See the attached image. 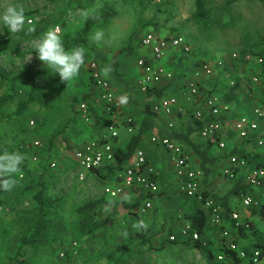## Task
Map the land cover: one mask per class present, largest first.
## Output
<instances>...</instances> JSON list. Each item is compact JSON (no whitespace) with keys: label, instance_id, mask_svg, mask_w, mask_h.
Wrapping results in <instances>:
<instances>
[{"label":"rangeland","instance_id":"rangeland-1","mask_svg":"<svg viewBox=\"0 0 264 264\" xmlns=\"http://www.w3.org/2000/svg\"><path fill=\"white\" fill-rule=\"evenodd\" d=\"M10 3L23 7L27 22L32 18L26 27H31L34 34H11L6 28L0 32V72L9 78L2 80L0 77V152H18L24 156L15 187L11 191L0 190V264L16 262V252L23 238L32 234L35 222L41 217L34 198L42 185L47 188L45 196L56 199V203L48 209L52 231L46 234L45 243L30 242L22 247L24 258L31 264L223 262L218 257L226 252L220 245L218 250H161L155 254L148 251L129 258L124 253L126 247L119 250L122 244L126 245V227L123 226L121 235L119 232L108 233V224L109 227L114 225L113 218H126L128 199L126 196L108 197L106 189L113 187L116 179L107 171L98 176L88 172L86 181L78 182L74 174L77 166L73 151L105 134L110 121L89 69L91 62L98 63L101 74L112 83L115 92L126 95V80L138 89L137 84L145 75L139 61L148 53L139 37L148 31L182 35L192 44V53L188 59L179 55L172 61L197 68L204 60L213 64L223 60L225 68L222 72L227 75L228 83L231 72L228 64L234 52L264 53V0H205L207 19L195 16V0H0V8ZM104 3L111 4L117 11L107 20L99 16ZM94 16H97L95 25L85 37V23ZM50 28L59 30L66 50L80 47L86 52L78 77L68 83L61 81L54 70H48L34 51L41 34ZM98 30L104 32V39L95 43L91 37ZM170 61L165 66L173 76L183 74ZM106 67H110L111 72L105 76L103 70ZM263 67H258V73ZM39 70L49 72L52 77L37 73ZM21 74L34 75V83L27 79H10ZM202 86L215 91L207 85ZM31 90L33 93L30 94ZM32 96L34 101L22 106ZM82 103L87 104L85 113L80 108ZM90 106L103 115L104 120L96 124L102 133L94 129L96 120ZM121 116L124 125L127 122L125 108ZM218 171V182H226L222 177L225 176L222 166ZM91 200L100 201L96 229L92 234H84L79 228L77 209ZM108 200L115 201L110 214H107ZM75 241L79 242L80 252L77 255L67 253L75 250ZM242 242L247 243L245 247L241 243L242 248L251 249L247 248L252 247L250 241L243 239ZM228 262L232 260L227 257L224 263ZM259 264H264V258Z\"/></svg>","mask_w":264,"mask_h":264},{"label":"crops","instance_id":"crops-1","mask_svg":"<svg viewBox=\"0 0 264 264\" xmlns=\"http://www.w3.org/2000/svg\"><path fill=\"white\" fill-rule=\"evenodd\" d=\"M146 52L148 53L147 50ZM191 53L186 56L187 59L190 58L188 56H190ZM148 58L150 61H153L150 54L148 55ZM173 58L174 57L168 58L165 65L171 60V65H177V68H180V71L183 74H180V76H173L171 79L160 77L159 79L154 80L149 88H154L153 90L160 93L159 96H156L152 91L147 92L149 89L147 91L142 90L139 84H137L138 89H136L131 82H128L129 80H126V95L117 91L115 92L122 100L123 110L124 108L126 109V117H131L133 119V128L131 130L129 129L127 122L126 126H121L120 136L116 140V145H118V147L125 149L128 146L129 142L138 131V126L144 117L147 106H149L154 114H156L154 117V129L143 137L139 149H142L147 153L149 160L155 167V174L160 186V193L153 198L152 209L147 213L142 214L139 212V206L142 199L141 196L138 195V192L126 189V192L122 195L123 197L126 196V199H128L126 200V218H113V227H109L108 224L109 234L119 232V235H121L123 226L126 227V245L122 244L119 250L125 249L126 247L124 253H126L129 258L142 253L144 255L148 251H154L155 254L161 250H218L219 245L222 248L223 244L225 245L228 244V242H231L230 236L228 240L223 237L222 234V231L229 228L231 229V238L233 242L236 244L238 243L240 249H244L241 247V243L244 247L247 245V243L245 244L242 242L243 239L246 242H249L248 237H253L252 235H249V232H247L248 237H245L244 234L237 233V230L235 231V229L234 231L236 233H233L232 225L229 223V220L226 221L224 218L222 225H213L209 221V225L202 235L203 239L207 242L206 246L203 245L200 249L193 246L192 243L189 244L188 242H184L188 239L180 237V230L185 225L191 224L189 216L193 214L194 209L197 208L198 203L201 202L195 198L187 197L184 194L182 181L176 175L169 160L168 153L161 146L152 143L151 137L154 135L160 137L168 136L179 144L182 141L180 142L174 135L176 132H186L189 127H197V119L192 116L194 106L191 103L185 102L181 94L182 89L187 83L196 81L201 85H207L208 88L218 92L221 97V106L223 108L220 119L222 120L220 138L225 141L227 150L225 151L219 148L216 142H213L211 145L210 153L216 158V163L211 168L209 174H205L202 171V189L208 190L212 196H223L231 189L234 183V181L229 179L228 176V178L222 176L227 180L223 183H220L221 180L218 182L216 179V176H219L220 173L218 171L220 166L223 168V166L227 164V160L224 156L229 154V152H234L232 154L240 155L242 158L248 160V162H253L252 164L264 162V145H258V139L261 138V136H264V125L260 124V131L251 132L250 138L246 140L240 136L236 128V122L243 116L254 121L256 119V115L253 111L254 107L264 101V83L262 82V79L259 77V82L253 81V78L260 74H258V67H260V65L253 62V66H248V64L246 65L243 61L241 62V60H233L231 56L229 60L230 63L228 64V67L230 66L228 68L230 70L228 71L231 72L228 73L229 80L227 83V79H225L227 75L224 74L225 72H222V68L216 67L212 74H206L199 70V67L195 68V66H190L189 64L186 66V63H177V60L172 61ZM239 61L241 66L238 64ZM153 62L154 64H157V62ZM244 65H246V68H253V70L248 71ZM139 67L141 72L145 73L144 68L142 66ZM239 69L243 70L241 71ZM167 70L169 71V68H167ZM262 72L264 71L262 70ZM126 78L129 79L128 76H126ZM230 82H233L234 86L231 85ZM139 95H142V98H140ZM171 96H175L179 99V107H176L171 115H166L161 110H159L160 112H156V106L161 99ZM101 103L104 107L102 101ZM94 129L98 130L97 132H103V130L99 131L100 127H96V123L94 124ZM192 137H194L193 139L197 142L209 141L202 137L198 130L192 134ZM186 151L190 154L194 166L200 169V160L198 156L188 147ZM134 156L127 162V164L133 161ZM248 169L249 168H245V170L241 172L243 179L244 173L248 171ZM74 174L77 179L76 173ZM255 191L256 190H252L253 193ZM129 198H132V200ZM136 201V205L133 206V203ZM114 202L113 200L108 202L110 206L107 209V214H110V210H114V207H111L115 206L114 204L112 205ZM230 205L232 212H238L242 220H252L255 224V228L258 231L264 232L263 219L259 216L253 215L252 210L243 206L241 195L232 197ZM110 222H112V220ZM135 233L141 234L140 237L132 238L131 235ZM172 235H175L176 239L180 242H174L175 240L171 241L170 236ZM131 264H143V262L138 261L137 263L136 261Z\"/></svg>","mask_w":264,"mask_h":264},{"label":"built area","instance_id":"built-area-1","mask_svg":"<svg viewBox=\"0 0 264 264\" xmlns=\"http://www.w3.org/2000/svg\"><path fill=\"white\" fill-rule=\"evenodd\" d=\"M159 1V0H157ZM32 22V18L28 19ZM140 44L148 51L147 57L140 59L139 64L144 68L145 75L139 81L142 90L147 91L154 80L160 77L173 78L165 62L170 57L187 56L192 50L193 46L190 41L182 35H161L153 31H148L139 37ZM151 55L154 64L150 61L148 55ZM232 59L235 61L241 60L245 64L264 65V55H256L250 51L248 52H234ZM240 62V61H239ZM217 64V65H216ZM215 66L225 68V62L220 60L213 64L210 61L204 60L199 65V70L206 74H212ZM91 75L95 82L96 88L100 92V100L103 102L105 109L110 113V121L106 128V133L101 137L90 140L83 146L76 148L73 151V158L75 160L77 170L76 176L78 181L84 182L87 179L88 172H92L95 168H102L107 165L116 166L117 156L115 154L116 139L120 136V128L122 126V112L123 103L120 97L115 93L112 83L103 77L100 72V67L96 61L89 64ZM254 82H259V76L253 78ZM233 85V82H230ZM182 97L187 103L194 106L193 115L196 119L203 122L200 128V134L205 139L216 142L218 147L222 150H227L225 141L220 138L222 120L217 119L221 117L223 108L221 106L220 94L216 91H211L204 88L200 83L191 81L185 85L181 91ZM179 99L175 96L163 98L156 106V112L163 111L166 115H171L176 107H179ZM82 112H87V104H80ZM256 119L250 120L243 116L236 122V128L242 138L245 140L250 138V133L253 131H260V124L264 125V101L254 107ZM127 118V125L131 130L133 128V119ZM210 119V120H209ZM33 125L34 122L32 121ZM126 126V124H124ZM151 141L154 144L161 146L169 156V160L175 170L176 175L181 179L183 184V192L187 197L195 198L203 201L205 208L211 211L210 222L213 225H222L224 220V208L218 204L213 198H203L202 189V170L194 166L190 154L171 137L152 136ZM38 144V142H36ZM258 145H264V136L258 139ZM227 164L223 166L222 172L225 176L234 177L237 173L242 172L245 168H249L244 173V183L249 186L247 193H242V204L247 209H255L264 206V167L256 166L248 162L245 158L237 154H232L226 157ZM55 166V163H52ZM155 167L149 160L147 153L139 149L134 156L131 163L117 173V181L113 187H108L106 193L111 198H118L126 192V189L138 192L141 196V204L139 212L147 213L153 207V198L160 193V186L155 177ZM252 190H256L254 193ZM235 229L238 231L242 224L247 229H250L251 223L241 219L238 212L231 213ZM263 223H264V217ZM231 235L230 229L223 231L224 237ZM180 237L184 239L191 238L193 241L204 240L203 236L194 229L191 224L185 225L180 230ZM170 240H176V236H170ZM264 244V232L262 241ZM76 245V243H75ZM203 245L207 242L204 240ZM226 254L219 255L220 261H225L227 257L232 261L236 257L241 260L239 264H259L264 257H262V248H254L251 252L240 249L238 245L231 241L227 244ZM62 253L61 255H63ZM75 254V252H74ZM227 256V257H226Z\"/></svg>","mask_w":264,"mask_h":264},{"label":"trees","instance_id":"trees-1","mask_svg":"<svg viewBox=\"0 0 264 264\" xmlns=\"http://www.w3.org/2000/svg\"><path fill=\"white\" fill-rule=\"evenodd\" d=\"M195 4H196L195 16L197 18L207 19L208 18V12L206 10L205 0H195ZM116 13H117L116 9L111 4L104 3V5L100 9L99 16H101L104 20H107V19L115 16ZM96 19H97V16H94V17L87 19L85 26H84V29H83V34L85 37L89 34L91 29L95 25ZM32 34H34L33 31L26 32V35H32ZM250 52H252V51H250ZM252 53H254L256 55H264L263 52H252ZM239 63L240 62H238V64ZM199 65H200V63H199ZM263 71H264V67H263ZM37 73L44 74V75L48 76L49 78L52 77V75L49 72L44 71V70H39ZM0 77L2 78V80L3 79H9L8 76H6L5 74H2L1 72H0ZM259 77L262 79V82L264 83V72H261L259 74ZM10 79L12 81L17 80V79H27L30 82L34 83V75H32V74H21V75H18L16 77H13ZM153 89L154 88H150L148 92L152 91L156 96H159L160 93L156 92V90H153ZM31 93H33L32 90H31L30 94ZM34 99L35 98L33 96L28 98L27 100L24 101V104L22 106H24L26 103H30L31 101H34ZM104 110L107 112V110L105 108H104ZM90 111L93 114L94 119L96 120V124L99 123L102 120L103 115H100L99 112L97 110H95V108H93V106H90ZM155 115L156 114H154V112L150 109V107L147 106L145 113H144V117L138 126V131L133 136V138L129 142L128 146L125 149H122V148L118 147V145H115V154L117 156V165L116 166L107 165V166L102 167V168H95L92 170L91 174L98 176V175H101L102 172L107 171L111 174H114L115 179L117 181L118 180L117 179V173L119 171H121L125 167V165H127V162L129 160H131V158L134 156L136 151L141 147V142H142L143 137L147 133H150L154 129V117H155ZM107 116L110 119V113L107 112ZM192 116H194V115L192 114ZM217 119H221V117H219ZM202 124H203V122H201L199 119H197L196 120L197 127H195V126L189 127L186 132L180 131V132H176L174 135L178 138V140L180 142L182 141L181 143H179L180 146H182L185 150L188 147L194 151V153L198 156V158L200 160L199 168L205 174H209L211 171V168L216 163V158L213 157L210 153V147L213 144V141L209 140L206 142H197L193 139L194 137H192L193 133H195L197 130L200 131ZM232 153H234V152H229V154L224 156V158L228 157ZM255 165L264 167V162L259 163V164L256 163ZM155 177H156V175H155ZM229 179L234 181L233 186L223 196H216V197L212 196L209 193V191L206 189H203L202 194H203L204 199L207 197H211L218 204L223 206L224 218L226 219V221L229 220V223L232 225V229H233V233H234L236 231V229L234 228L235 225H234V222H233V219L231 216V213H232V209H231V205H230L231 198L234 196H237V195H242V193H247V191L249 190V186L244 183L243 175L241 174V172L237 173L234 177H229ZM32 187L35 188L38 186H32ZM46 190H47L46 186L42 185L40 190H37V192H36L34 200L38 204V208H39V211L41 213V217L35 222V226H34V230H33L32 234L29 237L23 238L21 247L16 252V257H17L16 262L10 263V264H31L27 259L24 258V255L21 251L22 247L25 244L30 243V242L34 243V244L45 243L46 234L52 231V228L50 227V224H49L50 217L48 216V214L50 213V211L48 209H52V206H53L52 204L56 203V199H51V198L45 196ZM198 201H200V200H198ZM200 202L201 203H198V207L194 209L193 214H191L189 216V219L191 221L190 223H191L192 227L194 229L198 230V232H200L201 235H203V233L206 231V228L209 225L211 211L209 209H206L205 207H203V201H200ZM136 203H137V201L135 203H133V206H135ZM138 205H139V203H138ZM99 206H100V201L91 200V201L84 203L80 207H78L77 212L80 214L79 228H80V231L82 233L92 234L95 231L97 219H98ZM252 212H253V215L259 216L260 218H263L264 217V206H262L260 208L252 209ZM244 221L251 223L250 229H247L245 227V225L242 224L240 226V228L238 229L237 233L238 232L242 233V234H244L245 237L246 236L248 237L247 232H249V235L253 236L252 238L248 237L249 241L252 244V247H247V248H251L250 252L254 248H257V247L262 248L263 249L262 250V257H264V244L261 242L263 231L262 232L258 231L255 228V224L253 223L252 220H244ZM234 229H235V231H234ZM140 235L141 234L135 233V234H132L131 237L132 238H138V237H140ZM226 239L229 240V237H226ZM230 239H231V241H233L231 238V235H230ZM174 242H180V241L178 239H176ZM184 242H188L189 244L192 243L193 246L201 249L203 247L204 240L193 241L191 238H188V240H186ZM75 243H76V245H75ZM73 244H74L73 247L75 248V250H68L67 253H71L72 255H74V252H75V254L77 255L80 252V250H78L80 248L79 242L75 241ZM222 248H224V250H225L224 252H229V250H227L228 249L227 244H225ZM200 251H204V250H200ZM233 256L235 259L232 262H228L226 264H239L241 259L239 257H236L237 256L236 254H234ZM219 264H225V263L220 262Z\"/></svg>","mask_w":264,"mask_h":264},{"label":"clouds","instance_id":"clouds-1","mask_svg":"<svg viewBox=\"0 0 264 264\" xmlns=\"http://www.w3.org/2000/svg\"><path fill=\"white\" fill-rule=\"evenodd\" d=\"M27 23L25 11L19 4L10 3L0 8V32L4 28L11 34L33 31L31 27H26ZM91 39L95 43L101 42L104 32L96 31ZM34 51L48 70H54V74H58L60 80L67 83L78 77L85 62V49L75 47L66 50L62 35L56 28L41 34L34 45ZM110 72V67L103 70L105 76ZM23 160L24 156L18 152H0V190L11 191L15 187Z\"/></svg>","mask_w":264,"mask_h":264}]
</instances>
